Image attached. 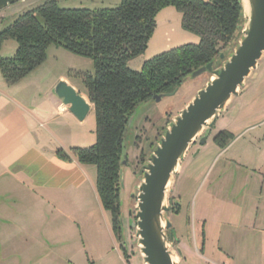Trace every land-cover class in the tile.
<instances>
[{"label": "rangeland", "instance_id": "obj_1", "mask_svg": "<svg viewBox=\"0 0 264 264\" xmlns=\"http://www.w3.org/2000/svg\"><path fill=\"white\" fill-rule=\"evenodd\" d=\"M45 0H20L7 5L0 10V30L9 25L19 14L34 8ZM59 5L69 8H103L117 6L120 0H58ZM155 28L149 38L145 52L136 57L130 62V67L139 69L141 63L165 50L174 48L186 43H197L199 36L187 31L181 26V15L173 7L167 6L158 11L156 17ZM16 42L13 39H5L0 45V56H12L16 49ZM222 63L217 60L215 66ZM93 70V63L90 58L77 55L62 47L49 45L46 50V58L44 61L30 71L25 77L21 78L19 82L13 85L14 89H18L21 94L30 96L31 99L40 102L45 101L44 94L47 90H53L55 85L60 80H65L73 86L81 95L87 99L85 95V88L83 85L82 76L84 72H91ZM209 73L199 75L195 78H188L182 80L179 86L174 90L175 93L164 96L161 100L155 101L153 99L141 103L138 107L137 114L133 122L125 132V147L127 151L128 161L123 166V185L120 189L121 197V219L123 224L122 238L111 243V241L102 242V232L99 227L94 225L90 229H85L83 236L81 229L78 230V218H82V205L63 201L57 206L60 211V228L63 230L68 228L74 234L76 243L71 247L66 246H47L44 250L33 252L32 249L27 252L15 253L16 257L10 259L12 253L4 250L0 251V264H143L142 257L138 252L136 246V238L134 236L135 230L131 227L133 214L135 212L134 203L135 198L132 196L136 192L135 185L139 176L142 174L141 164L145 161L152 148L155 146L158 138L161 136L164 129L167 127L169 121L175 116L180 109H182L196 94V92L210 79ZM248 86V87H247ZM12 86H5V89L11 91ZM246 90L231 99L228 107L222 114L219 115L214 127L208 134L206 143L202 146L205 151L204 158H199L195 161L194 152L198 147V143L191 146L186 156L182 161V169L178 167L180 173L174 177L170 182L169 187H173L174 191L167 192V197L175 198V193L181 191L180 202L182 203V211L179 214L169 212V218L173 224L172 230L180 238H186L189 248L184 251V256H180L176 246L178 242H174L172 247L173 259L178 264H224L217 261H206L200 255L207 256L219 255L223 257L218 251L217 247V228L212 223L214 212L206 210L208 213V223L204 229L207 235L206 250L201 251L198 245L199 238V220L198 213H193V208L199 206V199L197 193L192 195L194 190V181L184 183L185 175L190 173L194 166L197 165L196 170L201 171L202 180L204 179V186L207 187L214 179L218 171L227 169V174L223 175V181L228 176L234 178L237 174V179H248V174L238 162L232 161V156L239 157V160L248 158V153H258L259 150L264 149L262 137L264 134V53L258 61L257 67L252 71L251 76L246 79ZM21 90V91H20ZM90 103V102H89ZM70 137L61 136L55 133L56 139H65L66 146L70 147H88L96 140L95 132V113L93 108L83 120H76L72 122ZM226 129L231 135L238 136L237 141L228 147V151L223 155L224 158L218 161H213L216 155L217 146L213 140L216 131ZM62 134V133H61ZM240 134V136H239ZM63 135V134H62ZM68 138V139H67ZM70 140V141H69ZM69 148V147H68ZM70 149V148H69ZM68 149V150H69ZM262 155H256V159L260 160ZM195 158V159H194ZM192 163V164H191ZM228 180V179H227ZM175 183V184H174ZM196 186V185H195ZM192 189V190H191ZM177 194V193H176ZM180 194V193H179ZM86 193H82L81 198L85 197ZM167 198V205L170 200ZM92 199V203H93ZM34 212H37L35 206L36 201H31ZM32 205V204H31ZM53 204L47 205L46 209L52 208ZM38 206L41 208L42 204ZM130 209H132V216L130 217ZM215 223V222H213ZM77 227V228H76ZM93 229V230H92ZM61 234L57 235L59 237ZM198 236V237H197ZM82 237L86 242V249L81 244ZM204 237V234H203ZM5 237H0V240ZM72 238V237H71ZM183 239V238H182ZM46 241V239H45ZM47 244L50 241H46ZM94 242L92 245L91 243ZM17 244L20 241H16ZM79 243V244H78ZM32 245V244H31ZM80 246V250L78 249ZM78 247V248H76ZM204 259V260H203ZM223 260V259H222ZM228 258H225L227 263Z\"/></svg>", "mask_w": 264, "mask_h": 264}, {"label": "trees", "instance_id": "obj_2", "mask_svg": "<svg viewBox=\"0 0 264 264\" xmlns=\"http://www.w3.org/2000/svg\"><path fill=\"white\" fill-rule=\"evenodd\" d=\"M58 3L45 0L0 30V45L5 39L17 44L12 56H0V73L7 86L16 84L44 61L51 44L92 60L93 70L84 72L82 80L95 113L96 140L88 147L69 150L82 166L95 167L100 203L110 213L115 236L121 240L119 170L129 117L154 94L174 90L189 73L213 58L216 64L220 53L226 56L232 51L241 34V2L120 0L114 7L92 9ZM167 6L180 13L182 28L198 35L199 41L170 48L144 60L139 69L131 68L130 62L147 48L158 11ZM213 138L222 149L232 135L221 130ZM57 153L70 160L60 148ZM173 198L170 211L178 214L180 205Z\"/></svg>", "mask_w": 264, "mask_h": 264}, {"label": "crops", "instance_id": "obj_3", "mask_svg": "<svg viewBox=\"0 0 264 264\" xmlns=\"http://www.w3.org/2000/svg\"><path fill=\"white\" fill-rule=\"evenodd\" d=\"M5 86L0 73V237H5L0 240V251L12 253L9 258L13 259L16 257L15 253L31 249L38 252L40 248L44 250L51 245L66 246L67 249L75 244L77 240L75 241L72 231L69 228L62 231L60 228L62 213L58 212L56 205L63 201L82 205V218H78L80 222L77 229V232L81 229V236L84 233L83 226L90 229L97 224L102 232V242H115L111 215L102 207L97 194L95 167L79 164L68 150L70 144L66 146L65 139H56L55 136V133H59L63 138H69L72 122L77 119L53 90L45 92V101L37 102L30 96L21 94L13 85L10 87L11 91L6 90ZM90 106L92 108L91 103ZM221 130L226 129H220L216 133ZM237 139L238 136L233 135L222 149L215 143L218 148L213 161L224 158L228 147ZM261 139L264 144V134ZM59 148L70 160L63 159L57 153ZM204 154L201 147L195 161L199 156L204 158ZM248 154L246 161H240L235 156L230 159L244 165L248 179H237L236 174L234 178L228 176V180L223 181V175L228 170L222 169L207 187H203L204 179L202 180V172L196 170L197 165L185 175V184L194 181L196 185L192 195L197 193L199 197L201 194L199 206L197 209L193 208V213H198L200 224L197 240L203 253L207 243L204 227L209 224L208 213L205 211L214 212L210 224H215L217 228V247L224 258H219L217 254L200 255L201 258L205 256L203 258L206 261L212 259L224 264H264V149ZM259 154L262 156L257 160L255 157ZM181 169L182 163L180 171ZM84 192L86 195L81 198L80 195ZM176 193L175 198L182 211L181 191ZM92 199L95 200L93 203ZM31 201L37 202V212H34L35 204ZM39 203L42 204L41 208ZM46 204H53V209H46ZM61 232L62 235L56 237ZM176 236L181 249L187 250L188 237L182 239ZM45 239L50 241L49 244ZM16 241L20 243L17 244ZM81 241L85 248L83 237ZM78 247L76 248L80 250V246ZM225 258H228L227 263Z\"/></svg>", "mask_w": 264, "mask_h": 264}, {"label": "water", "instance_id": "obj_4", "mask_svg": "<svg viewBox=\"0 0 264 264\" xmlns=\"http://www.w3.org/2000/svg\"><path fill=\"white\" fill-rule=\"evenodd\" d=\"M17 1L20 0H0V10ZM240 2L243 23L238 26L241 34L232 51L226 56L220 53V65L215 66L213 58L187 75L188 78H195L209 73L211 77L172 117L141 164L142 174L136 182V192L132 194L136 200L133 217L132 209L129 213L131 227L135 230V243L143 264H178L173 259L171 247L179 240L172 230L173 224L169 218L171 206L167 205V192L174 191V186L169 187L170 182L179 173L178 167L195 143H198V147L193 156L199 153L219 115L226 110L231 99L244 89L246 79L251 76L264 53V0ZM175 91L154 94L152 99L159 101ZM54 92L76 119L83 120L90 111L89 101L65 80H60L55 85ZM138 108L129 117L127 127L133 122ZM127 161V151L123 143L120 186L123 185V166ZM120 225L123 230L121 217ZM169 232L172 233V239H169ZM176 249L180 256H184L180 246H176Z\"/></svg>", "mask_w": 264, "mask_h": 264}, {"label": "flooded vegetation", "instance_id": "obj_5", "mask_svg": "<svg viewBox=\"0 0 264 264\" xmlns=\"http://www.w3.org/2000/svg\"><path fill=\"white\" fill-rule=\"evenodd\" d=\"M170 212H171V211H170ZM168 236L172 237V233H171V232H169V233H168Z\"/></svg>", "mask_w": 264, "mask_h": 264}]
</instances>
